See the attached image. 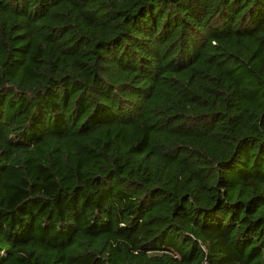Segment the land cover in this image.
I'll list each match as a JSON object with an SVG mask.
<instances>
[{
	"label": "trees",
	"instance_id": "trees-1",
	"mask_svg": "<svg viewBox=\"0 0 264 264\" xmlns=\"http://www.w3.org/2000/svg\"><path fill=\"white\" fill-rule=\"evenodd\" d=\"M0 264H264V0H0Z\"/></svg>",
	"mask_w": 264,
	"mask_h": 264
}]
</instances>
